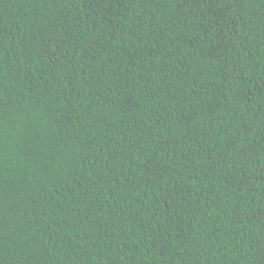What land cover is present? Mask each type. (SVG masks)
I'll return each instance as SVG.
<instances>
[{"label": "trees", "instance_id": "1", "mask_svg": "<svg viewBox=\"0 0 264 264\" xmlns=\"http://www.w3.org/2000/svg\"><path fill=\"white\" fill-rule=\"evenodd\" d=\"M0 264H264V0H0Z\"/></svg>", "mask_w": 264, "mask_h": 264}, {"label": "snow or ice", "instance_id": "2", "mask_svg": "<svg viewBox=\"0 0 264 264\" xmlns=\"http://www.w3.org/2000/svg\"><path fill=\"white\" fill-rule=\"evenodd\" d=\"M4 142V129H3V122L0 121V147L3 146ZM0 156H2V153H0Z\"/></svg>", "mask_w": 264, "mask_h": 264}]
</instances>
